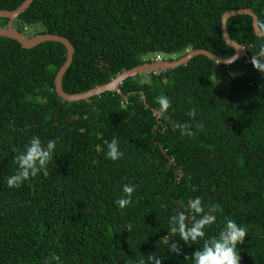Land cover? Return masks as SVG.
<instances>
[{"label": "trees", "instance_id": "1", "mask_svg": "<svg viewBox=\"0 0 264 264\" xmlns=\"http://www.w3.org/2000/svg\"><path fill=\"white\" fill-rule=\"evenodd\" d=\"M25 1L0 0V11ZM242 9L254 11L264 31V0H34L13 27L28 38L68 39L75 51L62 86L80 94L194 50L232 57L222 17ZM8 23L0 19V28ZM227 30L247 57L224 65L198 56L75 103L56 93L63 44L26 49L0 37V264H40L51 252L63 264H148L149 255L151 264H191L203 241L186 245L168 220L184 211L190 227L199 217L186 205L197 196L215 209L205 238L231 218L247 232L241 264H264V76L250 62L264 37L248 15L229 19ZM159 96L171 102L167 114ZM189 110L196 115L189 118ZM176 123H188L193 135L181 137ZM33 135L58 139L49 175L9 189L3 178L15 169L11 150L22 151ZM113 138L124 153L116 162L104 156ZM124 183L135 191L118 210Z\"/></svg>", "mask_w": 264, "mask_h": 264}, {"label": "clouds", "instance_id": "2", "mask_svg": "<svg viewBox=\"0 0 264 264\" xmlns=\"http://www.w3.org/2000/svg\"><path fill=\"white\" fill-rule=\"evenodd\" d=\"M236 59L237 56L226 64L230 65ZM250 62L253 68L264 76V45H261L258 52L252 55ZM261 88H264V85ZM156 103L161 114H167L171 108V102L167 96L157 97ZM186 115L192 118L196 115V112L195 110H189ZM174 127L179 130L181 137H191L193 135L188 123H176ZM57 143L58 139H50L45 143L41 141L39 136L33 135L22 151L12 148L11 151L14 153L12 162L15 169L3 178L7 188L19 189L26 182L37 178L38 175L47 177L49 166L55 159L54 153ZM104 148V156L107 160L116 162L124 155L116 138L105 141ZM134 191L135 186L132 184L124 183L121 185V195L114 201V204L118 206V210L124 209L130 203ZM181 207L183 208V206ZM186 210L199 217L190 227L184 211H178L176 215L170 216L168 224L170 232L178 233L179 239L186 245L203 241L199 250L192 254L191 264H241L240 248L238 246L244 244L247 236L246 229L243 226L226 217L218 233L205 238V228L216 221V216L213 214L215 209L202 204L201 198L197 196L187 202ZM126 231L131 233L133 226L131 224L127 225ZM172 250L177 251L175 245L172 246ZM147 261L148 264H151L153 257L149 255ZM40 264H63V261L59 255L51 252L41 259ZM137 264H145V260L140 259ZM155 264H160V261L156 260Z\"/></svg>", "mask_w": 264, "mask_h": 264}, {"label": "water", "instance_id": "3", "mask_svg": "<svg viewBox=\"0 0 264 264\" xmlns=\"http://www.w3.org/2000/svg\"><path fill=\"white\" fill-rule=\"evenodd\" d=\"M34 2V0H26L19 8L14 11H0V19H8V27L7 28H0V37L8 38L14 40L21 44L26 49L35 48L42 43L46 42H57L61 43L65 46L67 50V60L63 67L59 70L56 79H55V88L57 95L70 103L81 102L88 100L94 96H100L106 92H120L121 84L127 80L128 78H133L138 75L147 74L151 72H166L169 70L177 69L183 65L189 63L193 58L198 56H205L217 64H226L227 62L236 58L235 62L241 60L243 57H247V54L242 46L237 44L235 41L231 40L227 30V22L229 19L236 17V16H244L248 15L253 18V28L258 37H264V31H262L258 24V18L254 11L251 9H242V10H233L225 13L222 17V30H223V38L224 41L231 47L235 49V54L229 58H221L207 50H194L190 51L186 56L181 57L177 60L167 61V60H158L151 63H145L141 66L133 68L129 71H125L114 79H112L109 83L104 84L102 86L95 87L90 91L80 94H67L62 86L63 77L67 70L70 68L73 57H74V47L71 42L61 36L52 35V34H39L32 38H28L25 34L20 33L18 30L14 29L13 21L16 20L21 14H23ZM234 62V63H235ZM233 64V63H231ZM230 64V65H231Z\"/></svg>", "mask_w": 264, "mask_h": 264}, {"label": "rangeland", "instance_id": "4", "mask_svg": "<svg viewBox=\"0 0 264 264\" xmlns=\"http://www.w3.org/2000/svg\"><path fill=\"white\" fill-rule=\"evenodd\" d=\"M32 32H33V30L31 29V31H30V33H29V35H31L32 34ZM35 36V35H34ZM33 35H32V37H34Z\"/></svg>", "mask_w": 264, "mask_h": 264}]
</instances>
